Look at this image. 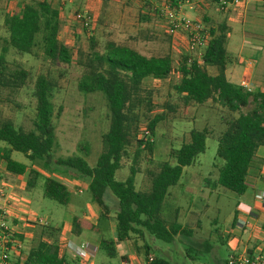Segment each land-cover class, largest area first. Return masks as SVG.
Here are the masks:
<instances>
[{
  "label": "rangeland",
  "instance_id": "obj_1",
  "mask_svg": "<svg viewBox=\"0 0 264 264\" xmlns=\"http://www.w3.org/2000/svg\"><path fill=\"white\" fill-rule=\"evenodd\" d=\"M71 1L72 7L66 12L68 25L61 21L59 29V40L73 50L70 63L64 65L51 62L39 48H35L30 55H18L13 50L7 49L4 57L8 70L22 68L29 73V80L16 94L6 96V91L0 93V118L11 121L15 129L28 131L32 129L34 119L35 102L31 93L35 78L43 75L55 81L56 88L51 98L54 147L48 159L42 161L30 162L18 152L9 154L11 160L26 165L27 168L39 174L31 182L30 187L26 185L17 187L10 181V178L24 180V176L0 174V192L4 193L9 201H16L14 208H2L3 203L1 202L0 210L4 212L5 224L8 227L10 219L14 217L10 210H17L22 213L21 218L28 222L39 218L49 221L52 226L61 227L62 237L66 232L64 226L68 222L67 215L81 216V212H85L89 203L93 204L87 192L76 193L74 185L77 184L70 185L64 181V178L72 180L76 177L72 170L57 165L56 160L81 157L89 167H93L101 152V136L108 127V111L102 95L100 93L83 94L76 88L81 75V68L76 63L78 53L87 52L90 40L96 43L98 51L106 41H113L145 56H161L169 53L173 68H175L179 54L185 51L183 37H181L183 44L169 46L167 27L162 16L168 0ZM3 3V0H0V49L3 45L2 40L7 35L2 27V15L5 12ZM175 3L180 7L183 15L201 24L206 31L221 22L229 23V16L237 17L232 9L220 10L218 5L211 3L210 0H175ZM251 7L253 8H248L247 11L264 18V0H257L256 4ZM243 11H246L245 5ZM76 15H80L81 20ZM241 17H237L235 21L242 23L243 17ZM83 21L87 22L86 26H83ZM240 28L238 24L231 25L225 49L232 57L238 55L246 58L247 54L238 52L241 46L238 32ZM258 34L260 45L263 43L264 33L259 30ZM242 42L243 45L249 43L244 37ZM207 71L209 74L214 73L211 68ZM230 80L234 82L233 79ZM178 81L179 76L175 72L164 80L147 78L143 81V88L151 92V111L141 117L138 125L139 134L145 130L148 120L161 115L150 137L152 152L149 155L146 151H141L133 163L135 150L133 143L127 148L121 160V166L115 171L113 179L119 182L126 180L130 177L129 170L133 166L137 171L132 177L134 190L139 192L148 190L149 180L146 172H155L158 165L165 161L173 165L174 162L168 156L169 151L177 150L181 144L188 142L190 130L206 129L209 135L205 140L204 152L199 154L190 166L183 168L178 183L167 189L160 211V217L163 220L172 222L175 219L183 229L190 231V235H178L171 243L165 244L143 233V238L131 235L127 243H113V235L109 234L107 219H105L99 222L100 232H90L87 234L89 239L83 241L84 244H90L95 248L93 256L91 258L86 256L85 250L80 249L76 254L77 261L68 254L64 255L66 264H87L89 262L120 264V259L122 260L124 255L129 258L130 264L133 255L143 262L148 256L152 258L157 256L169 264H217L210 256L200 254V244L205 240L213 239L216 228L223 227L225 220L234 209L235 199L238 196L212 185L217 177L216 168L221 165V161L216 158L215 154L217 136L223 130L220 120L222 117H227L228 113L212 101H207L203 105L183 106L179 96L173 90V85ZM251 107L250 104L240 112L246 113ZM7 148L6 144L0 142V153L6 151ZM85 149L87 156L83 157ZM46 177L60 182L71 190L67 206L43 198L42 184ZM26 180L28 176H25ZM83 181L86 183V180ZM11 194H14V197ZM103 200L109 211L108 221L113 225L112 215L116 201L108 191H105ZM101 240L112 243L115 251L112 257H108L100 248ZM144 245H147L149 249L146 250ZM28 247L29 244H26L24 248L21 244V251L13 250L15 256H11L14 259L9 258L10 263L22 264L20 261L17 263L15 257L17 258L20 253L26 255Z\"/></svg>",
  "mask_w": 264,
  "mask_h": 264
},
{
  "label": "trees",
  "instance_id": "obj_2",
  "mask_svg": "<svg viewBox=\"0 0 264 264\" xmlns=\"http://www.w3.org/2000/svg\"><path fill=\"white\" fill-rule=\"evenodd\" d=\"M210 1L218 5L220 0ZM168 4L176 7L175 0H168ZM2 27L7 35L0 49V93L6 91V96L16 94L29 80V73L22 68L8 70L4 57L7 49L18 55H30L35 48H39L49 61L64 65H68L73 57V50L58 38V11L47 2L31 1L24 4L18 13L5 11ZM228 32L224 22L209 28L206 31L208 41L200 60L187 63L186 58L182 57L175 68L168 54L144 56L113 41H106L98 51L96 43L90 40L87 52L78 53L76 63L81 68V75L76 88L83 94L102 95L108 111V127L101 136V152L93 167H89L81 157L58 159L56 164L72 170L76 179L86 180V192L98 208V222L105 220L108 211L103 200L105 191L115 199L114 242L126 241L131 235L143 238V233H146L154 240L169 244L178 235H190V231L183 229L175 219L172 222L163 220L160 211L167 189L175 186L182 169L190 166L204 152L205 140L209 135L206 129L190 130L188 142L181 144L177 150L169 151L173 165L165 161L158 165L155 172H146L148 190H134L132 177L137 171L133 166L126 180L119 182L113 179L127 148L133 143V163L141 151L149 155L152 152L150 137L161 115L148 120L143 133L139 134L138 131L141 117L151 111V92L145 90L142 84L147 78L164 80L175 72L179 81L173 85V90L183 106L203 105L212 101L226 110L228 116L220 120L223 130L217 136L215 152L221 165L216 168L217 177L212 185L238 196L244 193V178L249 164L254 159L256 149L264 147V91L250 92L226 81L227 53L224 44ZM208 68L213 69L214 73L209 74ZM55 88L52 79L43 75L35 78L31 93L35 102L31 130L15 129L11 121L0 118V142L8 147L2 152L1 159L10 174L22 175L25 170L23 164L10 159L11 152L21 153L30 162L48 159L55 143L51 103ZM250 104V110L240 112ZM82 155L87 156L86 149ZM35 176V171L28 172L26 186H31ZM42 186L43 198L67 205L70 192L63 184L46 177ZM95 229L96 226L87 221L71 217L72 233ZM15 237L19 239L17 235ZM100 248L108 257L115 254L109 241L101 240ZM145 249L148 250V247ZM22 264L65 262L59 257L55 245L38 242L27 252ZM150 264L169 263L154 256Z\"/></svg>",
  "mask_w": 264,
  "mask_h": 264
},
{
  "label": "crops",
  "instance_id": "obj_3",
  "mask_svg": "<svg viewBox=\"0 0 264 264\" xmlns=\"http://www.w3.org/2000/svg\"><path fill=\"white\" fill-rule=\"evenodd\" d=\"M31 1L47 2L51 7L58 11L59 24L61 25V21H64V23L68 25L66 12L69 11L72 7L71 0H3V7L5 9L4 11H12L18 13L24 4H27ZM256 2L257 0L245 1L244 5L246 11H244V15L242 16V23H238L235 21L237 17H240L237 14V17L229 16V23H225L229 32L231 31L230 27L233 24H238L241 27L238 31L239 37L241 39V46L238 49V52L247 54L246 58H242L238 55L236 57H232L226 52L227 62L224 71L225 79L227 82L233 85L241 86L250 92L264 91V39L262 41L263 43L259 45L261 41L260 35L258 34L259 30L264 33V18L257 17L251 12L247 11L248 8H253L251 6L256 4ZM243 37L246 38L250 44L248 43V45H243ZM167 40L169 46L172 47L169 36L167 37ZM182 40L183 39L180 37L178 39L177 45L181 43L183 44ZM168 55L171 58V54L168 53ZM182 57H184V53L179 54L177 61H179ZM230 79H233L234 82H232ZM1 155L2 153H0V156ZM24 166V173L22 175H16L21 177L24 176V180L22 178L18 180L16 178L11 179L9 177L14 186L22 187L23 185H26L27 180L25 181V176H28V172L32 169L27 168L26 165ZM0 174L4 176H10V173L5 170V164L2 159H0ZM38 174L39 173L36 172V175ZM64 179V181H66L70 185L77 184L74 185L77 194H80L83 191L86 192L87 183H85L83 180L74 178H72V180H68V178ZM244 184L245 191L242 195L236 196L234 209L225 220L223 227L216 228L215 237L213 239H211L210 241L205 240L202 242V244H200V254L210 256L212 261L217 264H224L225 260L230 256L261 255L264 257V205H261V203L257 201V194L259 192H264V147H258L256 149L254 159L249 164V167L247 169V173L244 178ZM65 187L69 190V192H71V190L67 186ZM11 196L14 197V194H11ZM15 202L16 201H9L7 199L6 202L3 203L2 208H11L14 204H16ZM92 204L93 205L89 203L88 208L84 210L85 212H81V216H75L71 214L67 215L68 222L64 226V229L66 231L64 237H62L60 231L61 227L57 225L52 226L49 221H47V227H39L38 225L23 220L21 218L22 213L17 210H10L14 217L10 219L9 228L15 235L19 237V240L22 241L21 244L23 248L26 246V244H29L27 252L38 242H42L55 245L58 250L59 257H61L63 260L64 255L68 254L77 261L76 254L80 249H77L75 251L74 247L84 245L86 256L91 258L95 252V248L90 244H84L83 241H87L89 239V235L87 234H89L90 232H100L99 222L97 220L98 208L94 203ZM1 211L2 210H0V214L2 213ZM73 216L81 218L92 224L93 226H96V229L93 231L81 230L76 234L72 233L71 217ZM113 216L114 212L112 217ZM109 217V211H107V215L105 218L107 219V228H109V234L113 235L112 242L115 243L114 223L113 225L110 224V221H108ZM128 240L123 242L127 243ZM145 247L148 246L144 245V248ZM13 256H15V253H13ZM25 257L26 255L20 253L17 258L15 257V260L17 262H23ZM122 257V260L120 259V264H130V260L127 256L124 255ZM132 262L133 264H146L135 255H133L131 264ZM87 264L92 263L89 262Z\"/></svg>",
  "mask_w": 264,
  "mask_h": 264
},
{
  "label": "built area",
  "instance_id": "obj_4",
  "mask_svg": "<svg viewBox=\"0 0 264 264\" xmlns=\"http://www.w3.org/2000/svg\"><path fill=\"white\" fill-rule=\"evenodd\" d=\"M246 0H220L218 2V7L220 10L232 9L238 16H243V7ZM163 18L165 25L167 27V35L170 37L171 45L176 46L178 39L180 37L184 38V57L186 62L198 61L201 58L203 49L206 46V41H208V36L206 30L201 24L189 19L187 16L183 15L180 11V7H170L168 4L164 8ZM77 18H81L80 15H76ZM81 20V19H80ZM83 26L87 25L86 21H83ZM7 198L4 193L0 192V203L6 202ZM257 201L264 205V192H259L257 194ZM4 212L0 214V264H11L9 258L13 256V250L21 249V241L15 237V234L11 229L5 224ZM6 215V214H5ZM31 223L38 225L42 228L48 226V223L44 219L34 218ZM83 249L84 245H79L74 247V250ZM12 253V254H11ZM14 259V258H12ZM153 258L148 256L145 259L146 264H150ZM16 261V260H15ZM18 263V262H17ZM22 263V262H21ZM224 264H264V257L261 255L247 256H230L228 257Z\"/></svg>",
  "mask_w": 264,
  "mask_h": 264
}]
</instances>
